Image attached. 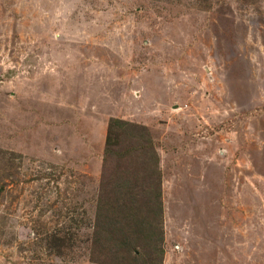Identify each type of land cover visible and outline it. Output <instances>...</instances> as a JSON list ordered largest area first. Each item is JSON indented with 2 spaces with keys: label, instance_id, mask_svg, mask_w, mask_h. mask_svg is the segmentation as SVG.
I'll list each match as a JSON object with an SVG mask.
<instances>
[{
  "label": "rangeland",
  "instance_id": "obj_1",
  "mask_svg": "<svg viewBox=\"0 0 264 264\" xmlns=\"http://www.w3.org/2000/svg\"><path fill=\"white\" fill-rule=\"evenodd\" d=\"M112 117L159 142L162 264H264V0H0V264H99Z\"/></svg>",
  "mask_w": 264,
  "mask_h": 264
},
{
  "label": "trees",
  "instance_id": "obj_2",
  "mask_svg": "<svg viewBox=\"0 0 264 264\" xmlns=\"http://www.w3.org/2000/svg\"><path fill=\"white\" fill-rule=\"evenodd\" d=\"M158 147L147 126L110 118L95 201L90 255L93 262L162 264L163 172ZM74 220L73 227L78 228L81 219L80 223Z\"/></svg>",
  "mask_w": 264,
  "mask_h": 264
}]
</instances>
